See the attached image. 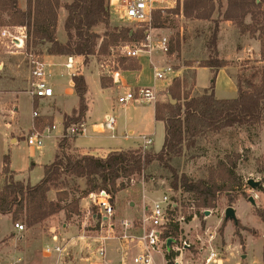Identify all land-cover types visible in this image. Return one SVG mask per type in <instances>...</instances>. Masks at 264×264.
I'll return each mask as SVG.
<instances>
[{"label":"rangeland","instance_id":"obj_1","mask_svg":"<svg viewBox=\"0 0 264 264\" xmlns=\"http://www.w3.org/2000/svg\"><path fill=\"white\" fill-rule=\"evenodd\" d=\"M184 1L153 0V12L161 10L162 26L166 25L168 29L154 31L155 34L151 40L156 46L163 37H167L169 49H174L172 53L169 52L170 50L163 53L160 49H154L153 51L157 55V58L154 60L156 65L164 67L167 66L166 64H169L177 69L192 62L193 66L191 67H199L200 62L207 59L209 55L208 41L215 25L214 20L217 19L219 21L218 54L220 58L230 60L232 73L236 80L239 76L250 74L254 68H262L264 66V62L261 61V53H258L259 46H261L258 33L252 34L250 31L242 32L243 27L232 20L224 19L227 0H215L216 11L211 20L186 17L183 14ZM62 2L63 0H61V5ZM127 2L128 0H124L121 5H125ZM179 4L181 6L180 11L177 10ZM26 7L27 0H19V8L24 10ZM60 12L59 9L58 19ZM15 17L17 15H14L12 11L0 6V104L4 93H7L13 87V83L10 80L17 81L20 91L30 90L31 63L29 53H36L45 58V55L49 54L48 48L51 46L49 43L35 44L33 41L29 45L26 43V47L23 48L13 47L9 41L10 37L3 35V30L6 29L10 33L16 34L18 31L17 27L20 25L14 22ZM252 21V16L249 14L245 18V24H251ZM110 26L111 28L118 27L119 29L123 27L130 28L133 31L145 27H148L149 30L155 29L153 27V19L150 23L128 21L120 19L119 14L114 13V11H111ZM163 27H156V29ZM105 28L106 26L101 25L94 29L103 38L107 31ZM56 37L59 41H61V37H66L64 27L61 28L59 33L57 30ZM102 38L98 41L99 45ZM141 42L135 39L129 45L139 46ZM122 45L124 43L119 41L110 46L106 53H97L90 56L87 60L82 56H76L74 73L84 75L90 71L93 74L100 75L106 87L114 86L120 92L119 87L123 88L132 83L133 78H129L131 74L128 72L131 69L128 68L139 65L138 57H128L122 53ZM66 61V58L58 60V62L63 64ZM59 69L65 70L66 66H63V68L59 67ZM112 72L116 73L117 81L111 74ZM195 72L192 68L185 69L182 76L178 77L182 81V91L186 95H188L187 92L189 94L193 92ZM52 74L54 76V73ZM209 76V71H206V69L200 70L198 82L201 87L208 85ZM152 77L153 67L147 66L142 76L146 86L140 87H152L148 86ZM88 80L94 94L100 96L98 92L96 93L94 82L91 78H88ZM172 84L173 82L170 85H167L165 82L160 84L159 90L160 94H162V99H159V101L157 99L156 104H163L168 101L167 93H169V88ZM219 90L226 96L232 95L236 97L237 95L236 90L225 79H221ZM37 100L43 101L44 99ZM18 105V117L21 122L31 126L34 108L30 93L20 95ZM45 106L48 112L60 110L55 102L46 103ZM9 107L7 109L10 112L3 111L1 113H13L11 111H14V105L10 103ZM34 110L39 113L42 111L38 106ZM94 111L97 118L103 119V108L95 107ZM114 113L118 117V122L119 120L120 122L125 121V119L127 120L128 114L125 112L119 113L118 111H114ZM41 117L42 115L40 114L37 118L41 119ZM128 120L131 128L137 131H146L144 127L141 128L139 126L140 120L136 116L135 111H130ZM53 122L59 124L60 120L56 116L53 118ZM28 129H25V131L28 132ZM37 129L42 130L43 128L37 127ZM5 132L6 129L0 128V162L3 163L5 155H9L10 166L16 172L17 177L21 179L30 178L31 181H35L38 169L35 168L34 171L29 169L32 165V160L29 158L28 133L18 143H12L6 138ZM153 132L155 134L154 143L147 150L152 152L160 151L164 143V124L162 121H156ZM57 135V132L54 131L53 136ZM73 138H69L71 144H73ZM135 138L126 139L122 132L118 130L117 139L110 141L119 142L122 147H136L140 143ZM54 141L55 139L45 140L47 145L50 146V150ZM140 147L138 146L137 148ZM68 151L71 150L68 149ZM221 160L229 162L226 170H228L232 177L227 183L228 185H232L230 187L231 193L221 192L216 200L215 207L212 208L199 207L197 204H195V208L188 206L191 197L193 198L192 193L184 191L182 193L181 188L174 189L171 186L172 173L158 162H154L143 175L134 176L130 181L124 180L126 185L125 192H118L114 196L116 207L115 219L118 224L116 233L119 234L123 230L119 225L122 219L135 220L138 226V221L146 206L153 203L154 200L164 193L173 194L176 197H181L183 200L185 206L182 208L181 215L186 218L187 222V225H183L182 229L178 228V236L176 238L192 242L196 240L198 234L203 235L205 229L216 230L218 231V244L223 248L222 264H264V237L262 236L264 232V123L255 126L227 128L218 134L205 133L199 137L198 143L194 148L185 151L183 156L175 158L172 164L180 174H186L193 180H209L214 177L221 183L220 169L217 168ZM3 177L4 173L1 174L2 184L0 188L5 183ZM248 178L261 180L263 186L255 190V192L251 191L246 185ZM65 179L68 182L66 187L72 194L70 200L74 196H76L75 198L81 196L85 199L82 201V204L81 201L79 202L77 212L69 213L63 210L33 227H28L24 214L18 220H14L11 214H0V264H58L59 261H61V264H91L93 260L100 261L98 257L87 258L92 255L93 250L98 245L96 237L101 233V220L99 217L92 218L87 215L89 209L94 214L98 213V210L96 207L90 205L88 195L83 196V192L87 190L86 181L84 179L69 177H65ZM53 192L49 193L50 198L54 196L55 192ZM256 193L258 197L254 196ZM250 196L255 197V205L250 202ZM231 197L233 201H230ZM238 199L242 201L243 208L241 203H237ZM228 206H233L246 212L244 219L238 218V224H235L234 220L224 221L225 210ZM205 210H209L210 213H205ZM193 215L194 217L192 218ZM219 219H222V221ZM17 221L23 222L26 225V230L23 232L15 231L13 223ZM51 226L56 227L60 244L66 246L61 260H59V257H45L43 254L44 246L50 241L49 228ZM225 233L229 235L232 242L238 241L239 244L244 243L240 252H237L234 246L230 249L226 248L228 243L225 239ZM246 236H248V239L244 242V237ZM87 242L91 243V253H87L86 251ZM112 242L117 243V240H108V248ZM158 264H164L160 255Z\"/></svg>","mask_w":264,"mask_h":264},{"label":"trees","instance_id":"obj_2","mask_svg":"<svg viewBox=\"0 0 264 264\" xmlns=\"http://www.w3.org/2000/svg\"><path fill=\"white\" fill-rule=\"evenodd\" d=\"M0 6L17 15L14 20L17 25L26 26L28 45L33 41L35 44L49 43L51 46L48 53L51 55L82 56L87 60L97 53H106L110 46L119 41L124 45L135 39L145 42L149 33L148 27L137 31L124 27L111 28L109 0H71L66 3L65 43L56 37L61 0H27L24 10L19 8V0H0ZM180 9L179 4L177 10ZM215 11V0H185L183 3V14L188 18L211 20ZM152 13L153 27H163L161 10ZM249 14L253 21L251 24H245V18ZM224 19L232 20L243 27L242 32L258 33L261 61L264 62V0H227ZM214 23L208 41L209 55L199 64V67H207L213 71L208 89L201 95L191 97L182 91V81L176 77L169 88V94L177 102L173 104L168 99L163 104L155 105L156 119L165 123V138L160 151L152 152L141 146L114 150L105 157L76 154L68 151L72 144L70 134H65L59 143V152L54 161L45 166L44 176L36 184L15 180L9 157L5 155L3 173L6 178L4 186L0 188V214H11L14 220L20 219L24 214L28 227L36 226L63 210L69 213L78 211L81 196H72L73 199L70 200L71 191L66 187L68 182L65 177L86 181L87 190L83 192V196L100 189H105L115 196L126 188L124 180L130 181L134 176L143 175L154 162L168 169L172 173L171 186L192 193L199 207H215L221 192L230 194L232 185L227 183L232 177L226 170L229 162L221 160L218 163L222 184L214 177L209 180H193L186 174H180L172 164L175 158L194 148L199 137L205 133L218 134L227 128L264 123V66L254 68L248 75L239 76L236 80L237 97L221 99L216 96L217 72L220 68L230 65V62L219 57V21L216 19ZM101 24L107 28L103 38L94 29ZM168 51L172 53L174 49ZM187 65L193 66L192 62ZM137 67L139 65L128 69L134 70ZM72 81L79 103L70 113L64 114L65 131L73 124L84 123L88 110L86 95L89 86L85 76L75 73ZM102 84L106 86L103 80ZM51 190L57 191L55 200L49 198ZM230 201H233L232 197ZM224 221L229 219L225 218ZM234 222L238 224V220ZM166 235L177 237L178 226L167 231Z\"/></svg>","mask_w":264,"mask_h":264},{"label":"built area","instance_id":"obj_3","mask_svg":"<svg viewBox=\"0 0 264 264\" xmlns=\"http://www.w3.org/2000/svg\"><path fill=\"white\" fill-rule=\"evenodd\" d=\"M153 0H128L125 5L119 9H114V13L119 14L120 19L138 22L150 23L152 20ZM115 7V6H114ZM16 34L10 33L8 30H3V35L10 37L9 41L13 47H26L28 39L26 26L17 27ZM155 43L148 36L147 41L137 45H122V53L128 57H138L141 51H153L160 49L164 53L168 52L169 42L167 37H163L159 43ZM31 63V80L29 93L33 98L47 99L55 95L53 85L49 81L50 72L44 58L36 53H29ZM75 56H68L65 64L66 68H75ZM155 77L157 80H169L173 74L171 65L164 67L153 66ZM115 80L116 73H111ZM74 75V74H73ZM119 75V73H118ZM155 90L151 87H127L123 94L117 98L119 104H128L130 102H143L155 100ZM34 116H40L38 111L34 110ZM103 131L110 132L113 136L117 130L118 118L115 114H107L100 122ZM55 128V125L52 126ZM85 125L82 123L73 124L67 129L66 134L79 135L84 133ZM44 131L34 128L33 132L27 136V142L30 147L40 149L44 143ZM125 135H128L127 133ZM154 143L153 138L147 136L142 137V147L149 149ZM249 179V178H248ZM246 185L251 191L253 189ZM255 179V178H254ZM259 180V179H256ZM261 181V180H259ZM263 182L261 181V185ZM183 193V190H182ZM258 197L256 193L254 195ZM255 197H253L255 199ZM90 205L96 207L98 213L94 214L90 209L87 215L92 218H100V235L96 237L98 241L97 247L93 250L92 257H98L100 261L93 260L91 264H114L108 260V245L107 241L115 239L126 245L125 256L120 264H158L159 255L164 264H222L223 248L218 244V231L205 229L204 234H198L195 241L188 242L186 239H178L176 237L167 236L166 232L173 226H178L182 229L183 225H187L186 218L181 215L182 208L185 206L181 197H176L173 194L164 193L162 196L146 206L138 226L135 220L122 219L120 226L123 230L117 234L118 224L116 222V207L114 196L105 189L90 192L88 194ZM188 206L196 207L195 200L191 197ZM209 210H205V213ZM210 213V211H209ZM194 215L192 216V218ZM196 217V214H195ZM13 227L17 232L26 230V225L23 222L13 223ZM50 239L52 244H46L43 253L51 256L57 254L63 255L66 246L60 244V238L57 229L54 226L49 228ZM105 233V234H103ZM264 237V232L262 234ZM170 244L168 245V242ZM91 243L87 242L86 251L91 253Z\"/></svg>","mask_w":264,"mask_h":264},{"label":"crops","instance_id":"obj_4","mask_svg":"<svg viewBox=\"0 0 264 264\" xmlns=\"http://www.w3.org/2000/svg\"><path fill=\"white\" fill-rule=\"evenodd\" d=\"M122 1L124 0H109V6H110L111 11H114V9H119L122 6L121 5ZM69 2H71V0H63L62 2V6L60 8L61 12H60V16H59L58 23H57L58 33L59 31H61V28L64 27L65 20L67 17V11L64 8V5ZM103 26L105 27V25ZM106 29L107 28H105V30ZM167 29L168 28L166 27V25L160 29H156V28L151 29L149 30L148 36L152 39L153 35L155 34L154 31H164ZM66 37H61L60 39L61 42L65 43L67 40ZM260 47L261 46H259L258 53H260ZM62 58L67 59L68 56L51 55V54L45 55L44 60L46 61L48 70L50 72L49 81L54 87L55 95L54 97L44 99L43 101L42 100L38 101L36 98H33L31 96L32 101H33V108L35 109L38 106V108L42 109L41 113H39L42 115L41 119L34 116V109H33V118L31 121V126L26 125L24 122H21L20 118L18 117L19 116V105H18L19 96L22 95L23 93H29V91H20L19 90L20 88H18V85H17V81L10 80V82L13 83V87L10 88V90L7 93H4V96H2V100L0 104V128L6 129L5 135H6V138L10 142L18 143L22 138H25L24 136L25 134L28 133L27 134L28 136L29 134L33 132L34 128H37V127L38 128L42 127L43 129L41 131H44L45 133L44 143L40 149H37L35 147H30L27 142L28 148H29V158L32 160V165L29 167V169L33 171L35 170V168L38 169L36 180L31 181L30 178L29 179L18 178L16 175V172L10 166V169L14 173L15 180H20V181H25V182L30 181L32 184H36L43 178L45 166L51 164L54 161L56 154L59 152L60 140L66 134L63 114L70 113L75 107H77L79 103V98L75 92L73 81H72V76L73 74H75L74 73L75 68L71 70L68 68H66L65 70L59 69V67L63 68V66H65L67 62L66 61L64 64L58 62V60ZM155 58H157V55L154 51H150V52L141 51L137 58L139 67H137V69L128 71L131 74L129 78L131 77L133 78V79L131 78L132 83H130V85L124 86L123 88L119 87L118 89L120 90V92L114 86H113L114 88L112 86L111 87L103 86L100 75L93 74L90 71L89 73L84 74L87 84L89 86V90L87 92L88 110L84 118L85 131L84 133L76 135V137L73 140L72 147L69 149L71 150V152L77 153V154H91L95 156L105 157L109 152L114 151V150H127V149L137 148L138 146H142L143 136H147L149 138L151 137L154 140V136H155L153 132L154 124L156 123V121L157 122L161 121V120H157L155 116L156 101L157 99L158 101L159 99H162V94H160V90H159L160 84L165 82L167 83V85H170L176 77L182 76L183 70L185 69L192 68L196 71L195 72L196 73L195 84H194L195 86L191 94L187 92L189 96L192 97V96L201 95L204 93L205 90L208 89L210 85V81L213 76V71L210 68L191 67L187 65L188 63L186 64V66L182 68L175 69L172 67L173 74L171 75V78L169 80H157L155 77V70L153 68V77H152L151 82L148 83L149 84L148 86H152L151 88L155 90V96H156L155 100L143 101V102H130L126 105L119 104L117 102V98L120 94H123L124 91L127 90V87L146 86L145 85L146 83H144L145 80L142 78L143 72L147 69V66L153 67L154 65H156V63L154 62ZM76 59L77 58L75 56V60ZM226 60L230 62L229 59H226ZM166 65H169V64H166ZM156 66L160 67L159 65H156ZM205 69L206 71H209V74H210L209 83L205 87H201L198 82V75H199L200 70H205ZM52 73H54V76ZM88 78H91V80L94 82L96 93L98 92L100 96H96L94 94ZM221 79H225L227 83H229V85L236 90L237 92L236 94L238 95L236 78L232 73L231 65L220 68L217 72L216 96L221 99L235 98L232 95L226 96L225 94L221 93V90H219ZM168 94L169 93H167V96ZM54 102L56 103V105L58 106L60 110H57L56 112H48L45 104L54 103ZM10 103L14 105L13 107L14 111H11L13 113L11 114L1 113L3 111L10 112L7 109V108H10L9 107ZM95 107L96 108L101 107L104 109V115H103L104 117L107 114H111V113L115 114L114 111H118L119 113L125 112L126 114H128L127 120L125 119V121L123 122H120L119 120L118 125H117V130L114 136L110 132H106L102 130L100 122L104 119V117L103 119L100 120L99 118H97V116H95V113H94ZM130 111L136 112V116L140 120L139 126L141 128L144 127V130L146 131H137L136 129L130 127L131 125L128 120ZM56 116H57V119L60 120L59 124L53 122V118ZM43 119H45L46 121ZM163 124H164V138H165V123L163 122ZM53 125H55V128H52ZM27 128H29L28 132L25 131V129ZM118 130L122 132V134L124 135L126 139H130L131 137H136L135 139H138L140 144L136 147H122L119 142L110 141V140L117 139ZM54 131L57 132L58 134L57 136H53ZM139 132H143V133H139ZM126 133L128 135H125ZM13 135L15 136L13 137ZM69 136L72 138V136H75V135L70 134ZM46 139H55V141L52 142L53 146L51 147V150H50V146L47 145V143L45 142ZM7 156L9 157V155ZM2 173H3V163L0 162V185L2 184L1 182ZM3 178L5 181L6 176L4 175ZM53 191L55 193L57 192L56 190H51L50 192H53ZM123 192H125V190H121L119 193H123ZM55 193H54V196H51V198L50 197L49 198L52 200H55L56 199ZM83 198L84 197L79 198V202L81 201V204H82V201L85 200ZM237 203L239 204L241 203L242 208H243L244 205L242 204V201L240 199H238ZM233 208L235 209V211L237 210L236 211V216L238 215L237 220L238 218L241 220L244 219V215L246 214V212L242 211V209H237L235 207ZM219 220L222 221V219H219ZM225 239L228 243L226 246V248L228 249L234 246V249H236L237 252H240V250L242 249V246H244V243L239 244L238 241L232 242L231 239L229 238V235H227L226 233H225ZM247 239H248V236L244 237V242H246ZM52 243L53 241L50 239V241L46 244H52ZM110 244L111 246H109L108 248V255H107L108 260L111 263L120 264L122 258H124L125 256L126 245L121 243L118 240H117V243L112 242ZM63 255L59 256L57 254H54V255H51V257L56 256V257H59V260H61V258H63ZM44 256L50 257L46 254H44ZM58 264H61V261H59Z\"/></svg>","mask_w":264,"mask_h":264},{"label":"water","instance_id":"obj_5","mask_svg":"<svg viewBox=\"0 0 264 264\" xmlns=\"http://www.w3.org/2000/svg\"><path fill=\"white\" fill-rule=\"evenodd\" d=\"M168 98L169 100L175 104L177 102V100L173 99V97L171 96V94H168ZM248 185L253 188V189H258L259 186L261 185V181L256 180L254 178H249L248 179ZM249 200L255 204V199L253 198V196H250ZM206 213H209V211H207ZM225 218L229 219V220H237V216H236V211L232 206H229L228 208H226L225 210ZM171 241L168 242V245L170 244Z\"/></svg>","mask_w":264,"mask_h":264}]
</instances>
